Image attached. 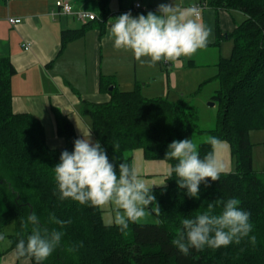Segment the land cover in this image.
<instances>
[{
    "label": "trees",
    "instance_id": "trees-1",
    "mask_svg": "<svg viewBox=\"0 0 264 264\" xmlns=\"http://www.w3.org/2000/svg\"><path fill=\"white\" fill-rule=\"evenodd\" d=\"M111 1L99 0L101 24L111 14ZM207 4L246 16L228 34L234 41L231 57L218 64L215 80L219 89L212 100L219 111L213 129L199 128L197 112L186 99H150L139 88L130 92L117 87L110 90L114 86L110 77L100 80V89L109 95L108 101L85 104L84 114L92 120L95 139L117 167L121 161L132 166L137 149L144 151L146 160L164 161L170 142L190 137L194 141L195 134L207 136L199 144L201 157L215 151L208 143L210 136L229 145L233 170L221 173L218 181L206 178L197 198L179 189L175 176L168 177L165 186L152 189L156 201L149 209L152 211L156 202L160 208L159 213L152 211L158 219L154 224L134 221L121 230L104 222L102 207L59 198L53 167L62 151L73 150L79 136L69 118L56 113L57 134L66 144L53 149L39 119L14 112L11 84L16 71L9 58L0 57V198L5 205L0 215V233L14 224V233L4 235L5 239L9 237L11 249L32 231L28 216L34 211L41 226L49 229L59 227L49 222V213L71 219L62 229L61 245L43 264H264V169H254L251 141L252 132L264 131V0H208ZM78 35L79 32H68L63 40ZM228 198L239 199L240 206L251 213L253 230L249 237L254 235L255 242L244 237L227 247L192 248L186 255L172 245L184 217L207 211L209 203L219 213ZM73 245L77 246L75 250H71ZM19 258L36 264L32 257Z\"/></svg>",
    "mask_w": 264,
    "mask_h": 264
},
{
    "label": "crops",
    "instance_id": "crops-1",
    "mask_svg": "<svg viewBox=\"0 0 264 264\" xmlns=\"http://www.w3.org/2000/svg\"><path fill=\"white\" fill-rule=\"evenodd\" d=\"M57 1L0 0V57L9 58L16 71L11 84L13 110L39 119L51 148L61 149L66 144L57 134L56 113L69 118L79 138L82 134L78 127L85 132L88 130L85 125L90 124L92 128V120L84 114V109L85 104L108 101L109 95L100 89L102 77H110L112 88L117 87L122 92L139 88L143 96L150 99H168L173 88H178L174 72L179 70L177 64H171L170 60L149 66L135 59L131 51L114 48L107 38L111 19L123 14L124 9H133V16L146 15L149 11L156 12L159 4L170 0H112L111 14L103 24L98 20L83 23L73 15L59 14ZM66 1L75 11L98 17L101 14L99 0ZM203 1L208 3V0H176V3L188 8ZM136 4L141 8L134 9ZM245 18L240 11L216 10L208 4L200 19L212 28L213 36L208 46L201 50L217 52L213 56L219 64L223 59L221 39L227 38ZM9 19H21V23L13 25ZM68 32H79V35L64 41L63 36ZM27 43H31L29 50L24 48ZM91 138L92 142L96 141L93 132ZM215 154L224 163V172H230L229 145L222 142L215 146ZM132 166L152 189L167 184L169 163L146 160L142 149L133 152ZM102 209L104 222L116 225L112 208L104 206ZM3 242L0 243V264H32L28 259L17 257L11 244L3 247Z\"/></svg>",
    "mask_w": 264,
    "mask_h": 264
},
{
    "label": "clouds",
    "instance_id": "clouds-1",
    "mask_svg": "<svg viewBox=\"0 0 264 264\" xmlns=\"http://www.w3.org/2000/svg\"><path fill=\"white\" fill-rule=\"evenodd\" d=\"M200 17L199 8H180L176 0H170L159 4L156 12L137 16L126 12L111 19L107 38L114 48L129 50L141 63L154 66L160 61L192 56L208 46L213 30ZM85 127L88 129L86 132L78 127L82 138L74 140L71 152L62 151L59 162L53 167L59 198H70L96 207L110 206L114 223L123 230L129 222L145 216L156 196L135 167L123 161L117 167L110 161L100 141L92 142L91 125ZM208 143L215 148L222 141L210 136ZM163 160L166 163L175 161L169 164L168 176H175L178 188L186 190L187 195L193 198L198 197L200 185L206 182V178L218 181L225 170L215 151L201 157L199 146L191 137L170 142ZM240 205L239 199L228 198L222 202L219 213H215L214 205L209 203L207 211L194 217H184L180 222L181 232L171 241L172 245L186 255L192 248L215 249L239 243L253 230L251 213ZM152 211L160 212L157 202ZM28 222L32 231L26 239L20 238L16 242L14 253L17 257L29 256L35 259L36 264H43L61 245L62 229L71 223V219H59L54 213H49V222L59 225L49 229L41 226L39 216L33 211ZM4 239V234L0 233V240ZM249 239L255 242L254 235ZM76 247L73 245L71 250Z\"/></svg>",
    "mask_w": 264,
    "mask_h": 264
},
{
    "label": "rangeland",
    "instance_id": "rangeland-1",
    "mask_svg": "<svg viewBox=\"0 0 264 264\" xmlns=\"http://www.w3.org/2000/svg\"><path fill=\"white\" fill-rule=\"evenodd\" d=\"M180 5H182V8L185 7L183 4ZM242 22L243 21H241V23ZM221 40L223 43V53L221 56L225 59H228L231 57L234 41L228 37ZM215 53L217 52L200 49L192 56H184L179 60L170 61L171 64H177V68H179V70L175 69L174 71L178 78L175 86L178 88H173L168 100L175 102L181 97L186 99V101L191 105L192 109L196 110L198 116L197 123L199 128L203 130H210L216 126V119L219 111L218 104L212 100V97L216 95V91L219 89V83L217 80H215L219 74L218 59L213 56ZM164 66L165 64H163V67ZM212 104H214V106H212ZM206 139L207 136L204 135L195 134L194 136V142H196L198 146ZM251 141L254 144V169L258 172H261L264 169V131L252 132ZM4 211L5 205L0 198V215ZM150 211L151 210L146 212L145 216L136 220V222L145 224L157 223V217H155L153 212ZM14 231V224H11L5 228L3 234L9 236L14 233ZM10 244L11 241L9 237H7L4 240L2 246L10 247Z\"/></svg>",
    "mask_w": 264,
    "mask_h": 264
},
{
    "label": "built area",
    "instance_id": "built-area-1",
    "mask_svg": "<svg viewBox=\"0 0 264 264\" xmlns=\"http://www.w3.org/2000/svg\"><path fill=\"white\" fill-rule=\"evenodd\" d=\"M56 7L59 11V14L62 15H73L75 16L79 21L83 22V23H87V22H91V21H95L98 20L99 17L95 14L89 13V12H85V11H75L73 6L66 0H58L56 2ZM193 7H197L200 9L201 13L204 9H206L208 7V4L206 2H201L198 3L197 5L193 6ZM141 5L140 4H136L134 9H140ZM133 9L131 8H126L123 10L124 13L126 12H132ZM9 22L13 25L16 24H20L21 23V19H9ZM25 50H29L31 48V43H27L24 45Z\"/></svg>",
    "mask_w": 264,
    "mask_h": 264
},
{
    "label": "water",
    "instance_id": "water-1",
    "mask_svg": "<svg viewBox=\"0 0 264 264\" xmlns=\"http://www.w3.org/2000/svg\"><path fill=\"white\" fill-rule=\"evenodd\" d=\"M113 88H111L110 90H112ZM212 106H214V104H212Z\"/></svg>",
    "mask_w": 264,
    "mask_h": 264
}]
</instances>
